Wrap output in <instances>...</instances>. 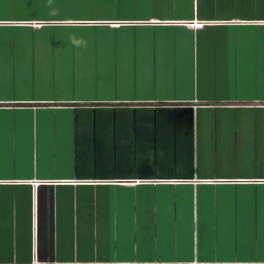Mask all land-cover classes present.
<instances>
[{"label":"crops","instance_id":"0c3cea01","mask_svg":"<svg viewBox=\"0 0 264 264\" xmlns=\"http://www.w3.org/2000/svg\"><path fill=\"white\" fill-rule=\"evenodd\" d=\"M139 1L0 18L120 33L65 36L82 87H0V264H264V0Z\"/></svg>","mask_w":264,"mask_h":264},{"label":"rangeland","instance_id":"374dc122","mask_svg":"<svg viewBox=\"0 0 264 264\" xmlns=\"http://www.w3.org/2000/svg\"><path fill=\"white\" fill-rule=\"evenodd\" d=\"M121 1L128 2L129 0H0V18L94 19L95 17H100V12L104 13L102 8H98L100 3L115 2L117 4L116 2L119 3ZM139 2L145 3L142 0ZM185 2L187 0H182V3ZM90 3L91 7H88ZM133 13L144 14V12ZM109 14L116 15L118 12L112 10ZM129 14L132 15V12H129ZM104 30L88 29L86 26H75L73 28H62L57 25L44 26L42 29L30 30L32 33L28 34L52 36L56 37L55 39L42 42L40 40H28L27 42L23 38L26 35L25 29L0 28L1 36L8 35L9 37H15L12 39H0V41H10L0 42V56L7 59L6 64H0V87L6 89L13 88L17 92H23L26 88L31 87L37 88L36 92L39 93L41 92L39 88L59 91L84 86L82 84H85L83 82H87L88 76H84L81 72L85 70L83 68H86V72L89 68V59L92 56L87 46L90 44L79 40L71 43L68 42L71 39L64 38L65 36L86 38L93 34H120L119 32L113 33ZM251 32V29L248 28L234 29V34L244 35ZM59 37L61 39H58ZM237 45L238 43H236ZM71 46L78 49L77 56L80 62L66 52V49ZM26 51H28V57L25 55ZM17 53L18 55L13 56ZM41 56L44 60L40 61L39 58L41 59ZM26 58H28V62L25 60ZM204 67L202 65V68ZM68 73L70 74L65 76ZM75 73L80 76L74 77ZM5 74L7 79L2 76ZM77 78H82V80Z\"/></svg>","mask_w":264,"mask_h":264}]
</instances>
